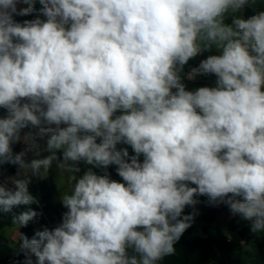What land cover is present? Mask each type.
I'll return each mask as SVG.
<instances>
[{"label": "clouds", "instance_id": "9594fccd", "mask_svg": "<svg viewBox=\"0 0 264 264\" xmlns=\"http://www.w3.org/2000/svg\"><path fill=\"white\" fill-rule=\"evenodd\" d=\"M38 2L46 19L19 23L37 0H0V178L16 166L11 188L0 180V220L37 217L29 184L53 161L73 175L62 222L20 233L22 264H159L198 196L264 232V10L242 14L257 0ZM201 75L214 86L183 82ZM45 138L50 155L26 159ZM80 162L91 167L77 176Z\"/></svg>", "mask_w": 264, "mask_h": 264}, {"label": "trees", "instance_id": "16d2710c", "mask_svg": "<svg viewBox=\"0 0 264 264\" xmlns=\"http://www.w3.org/2000/svg\"><path fill=\"white\" fill-rule=\"evenodd\" d=\"M257 10L247 8L245 10V17L254 14ZM40 17L38 13H33L28 16H14V19L23 23L24 20H32ZM41 19V17H40ZM198 66L197 62L190 59L185 66L184 75L192 68ZM209 81L206 86H214L216 77L208 75ZM2 115V111H0ZM29 129H24L27 132ZM32 131H35L34 129ZM99 142V140H98ZM15 152H20L21 142L15 144ZM131 156V155H130ZM26 159L31 160L33 157L27 155ZM142 162V161H141ZM16 166L4 165L3 177L4 180L6 173L14 174ZM6 183V182H5ZM195 186V185H191ZM31 194L39 201L38 204H33L31 207L38 213L37 217L33 220L41 227L49 229L57 227L62 222L63 210L58 208L54 203L48 202L46 196H39L33 189L29 190ZM200 201L195 208L186 207L182 215H187L195 212L194 221L182 235L180 240L175 245L176 252L174 255L165 257L159 264H234L237 262L236 258L232 255L233 252L242 250V241L254 242L260 248H264V232L253 233L250 231L251 222L245 221L237 215H233L228 206L224 204L213 205L207 197L198 196ZM23 207L16 211H22ZM231 217V219H229ZM182 218V217H181ZM201 221L203 224V235H194L195 221ZM215 223L216 227L211 230L210 224ZM11 216L6 214L0 220V264H11L14 258L22 259V254L19 249L13 248L10 245L8 237L3 233L6 226H11ZM226 225V228L224 226ZM37 229L31 225L22 227L20 233H23L28 238H32ZM236 235L238 240L235 241L231 237ZM20 242V236H19Z\"/></svg>", "mask_w": 264, "mask_h": 264}, {"label": "crops", "instance_id": "0c3cea01", "mask_svg": "<svg viewBox=\"0 0 264 264\" xmlns=\"http://www.w3.org/2000/svg\"><path fill=\"white\" fill-rule=\"evenodd\" d=\"M20 7H26V5H23V4L18 5V8ZM247 8H253L257 11L264 10V2H262V0H257V2L254 5L245 6V8L242 10V14L244 16H245V10ZM227 22L230 23V20H228ZM214 54H218V53H217V50L213 47L210 51H204L200 55L196 56L194 60L199 65L201 60L207 58V56L209 55H214ZM208 81H209L208 75L207 76L201 75V76H198L195 80L185 79L183 82L186 84L189 90H192L197 87L206 86ZM0 111H2V115H7V111L5 109H0ZM38 143L40 145V157H36L34 155V151H30L28 152V154L31 155L33 158H43V157L50 155L49 152L44 151V148L46 147V138L38 140ZM26 146L28 145L22 139L21 140L22 150L25 149ZM117 148L118 149L127 148L129 155H134V152L129 145L120 144L117 146ZM57 155H60V153H57ZM139 159L140 161H143V156L141 155ZM78 166L80 167L81 171L76 173L77 176H82L84 171H86L89 167H91L90 165H86L83 162H80ZM94 171H97L98 173L101 172V170H98V169H94ZM107 171L110 173L112 179L123 183V180L119 178L116 173L115 165L110 166L107 169ZM12 175H15V173L14 174L6 173L4 176L5 182H6V178ZM71 175L73 174L58 170L57 162L53 161L52 166L49 169L47 177L44 179L33 177L31 180V183L29 184V190L33 189L39 196H46V199L48 202L54 203L58 208H60L61 210L65 212L66 209L62 206L59 198L62 193L69 191L71 187L69 183V177ZM6 184L7 186L12 187L10 183L6 182ZM229 219H231V217H229ZM28 225L35 227L37 230L43 229V227H41L34 221L30 222ZM21 228L18 229L17 226L12 224L11 226H6L3 229V233L8 237L11 247L19 249L20 251L21 249L19 246L20 245L19 236H20ZM224 228H226V225L224 226ZM231 238L234 239L235 241L238 240L236 235L232 236ZM241 243L243 246L242 250L235 251L232 253V255L237 260V262L234 264H264V248H260L254 242L245 241V243H243L242 241ZM21 254H22V259L14 258L11 264H22L25 257L22 251H21ZM33 262L35 264V257H33Z\"/></svg>", "mask_w": 264, "mask_h": 264}, {"label": "rangeland", "instance_id": "374dc122", "mask_svg": "<svg viewBox=\"0 0 264 264\" xmlns=\"http://www.w3.org/2000/svg\"><path fill=\"white\" fill-rule=\"evenodd\" d=\"M42 7V5L39 4L38 0H37V3L35 4V8L37 9V11L35 13H38L41 17V19H46V17H44L42 14L39 13V9ZM22 135H23V132H22ZM120 145V144H118ZM117 145V146H118ZM28 147V146H26ZM119 177V176H118ZM121 178V177H119ZM122 179V178H121ZM204 223H202L201 221L197 220L195 221V231H194V235H203V232H202V226H203ZM209 227L211 228V230H214L215 229V223H212L209 225Z\"/></svg>", "mask_w": 264, "mask_h": 264}, {"label": "built area", "instance_id": "2783aa9c", "mask_svg": "<svg viewBox=\"0 0 264 264\" xmlns=\"http://www.w3.org/2000/svg\"><path fill=\"white\" fill-rule=\"evenodd\" d=\"M6 187H9V186H7V184H6ZM9 188H11V187H9Z\"/></svg>", "mask_w": 264, "mask_h": 264}, {"label": "water", "instance_id": "95a60500", "mask_svg": "<svg viewBox=\"0 0 264 264\" xmlns=\"http://www.w3.org/2000/svg\"><path fill=\"white\" fill-rule=\"evenodd\" d=\"M243 243H245V241H243Z\"/></svg>", "mask_w": 264, "mask_h": 264}]
</instances>
